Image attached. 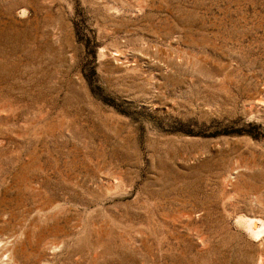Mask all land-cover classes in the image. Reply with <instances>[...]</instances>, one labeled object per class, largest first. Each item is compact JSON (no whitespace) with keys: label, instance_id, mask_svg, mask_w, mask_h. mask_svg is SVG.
<instances>
[{"label":"rangeland","instance_id":"obj_1","mask_svg":"<svg viewBox=\"0 0 264 264\" xmlns=\"http://www.w3.org/2000/svg\"><path fill=\"white\" fill-rule=\"evenodd\" d=\"M0 264H264V0H0Z\"/></svg>","mask_w":264,"mask_h":264},{"label":"bare ground","instance_id":"obj_2","mask_svg":"<svg viewBox=\"0 0 264 264\" xmlns=\"http://www.w3.org/2000/svg\"><path fill=\"white\" fill-rule=\"evenodd\" d=\"M247 228L250 232L257 233L259 230L256 226V221L255 220H249L247 222Z\"/></svg>","mask_w":264,"mask_h":264}]
</instances>
